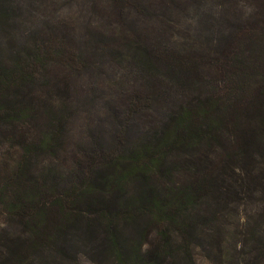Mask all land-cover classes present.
<instances>
[{
    "label": "trees",
    "instance_id": "trees-1",
    "mask_svg": "<svg viewBox=\"0 0 264 264\" xmlns=\"http://www.w3.org/2000/svg\"><path fill=\"white\" fill-rule=\"evenodd\" d=\"M184 65L178 58L167 66ZM32 85L17 60L0 59V149L16 152L0 208V264H264V208L245 224L225 218L238 216L232 204L243 193L264 188L253 156L264 148V83L240 111L229 85L225 98L214 89L181 104L145 148L62 194L48 185L53 170L39 166L54 157L70 116L52 98L37 108ZM205 151L214 159L200 156ZM157 177L168 183L154 187Z\"/></svg>",
    "mask_w": 264,
    "mask_h": 264
},
{
    "label": "rangeland",
    "instance_id": "rangeland-1",
    "mask_svg": "<svg viewBox=\"0 0 264 264\" xmlns=\"http://www.w3.org/2000/svg\"><path fill=\"white\" fill-rule=\"evenodd\" d=\"M4 16L0 59L8 66L17 60L30 74L35 89L28 97L37 108L46 109L52 98L70 116L54 157L39 166L53 170L48 185L59 194L145 148L181 104L214 89L225 98L229 85L240 111L263 87L264 0H0ZM178 58L186 69L167 66ZM238 124L228 122V133ZM2 148L0 208L16 158ZM257 155L255 171L264 182L263 147ZM200 156L214 159L215 153ZM154 181L157 188L168 183ZM241 199L232 204L238 216L231 212L228 221L248 223L264 208V188Z\"/></svg>",
    "mask_w": 264,
    "mask_h": 264
}]
</instances>
